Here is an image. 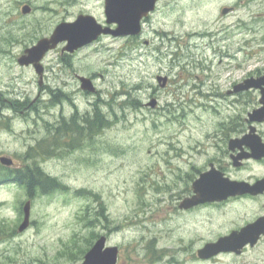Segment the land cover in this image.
Here are the masks:
<instances>
[{
	"label": "rangeland",
	"instance_id": "1",
	"mask_svg": "<svg viewBox=\"0 0 264 264\" xmlns=\"http://www.w3.org/2000/svg\"><path fill=\"white\" fill-rule=\"evenodd\" d=\"M24 6L30 14L22 15ZM225 7L233 8L226 17ZM85 14L104 24L103 1L0 0V157L15 168L36 164L67 188L29 198L18 185L0 186V264H82L102 235L117 247V264H264V240L239 256L196 255L252 220V203L177 209L208 163L226 161L212 136L248 111L231 104L226 88L264 73V0H158L139 37H102L70 56L61 53L64 44L49 52L39 87L34 70L17 59L58 24ZM157 76L168 77L166 88ZM78 77L91 79L96 92H83ZM57 91L65 97L55 103ZM95 110L108 123L92 139L74 134L71 148L24 161L48 146L51 126L82 123ZM230 176L264 177V162ZM28 200L31 224L18 233Z\"/></svg>",
	"mask_w": 264,
	"mask_h": 264
},
{
	"label": "water",
	"instance_id": "2",
	"mask_svg": "<svg viewBox=\"0 0 264 264\" xmlns=\"http://www.w3.org/2000/svg\"><path fill=\"white\" fill-rule=\"evenodd\" d=\"M104 14L106 24L117 25L112 30L109 27H102L90 15H79L74 22H62L55 27L48 38H42L35 45L27 48L23 55L17 60L21 67L31 66L39 77V86L43 85L44 68L41 64L45 55L55 50L59 44L66 43L62 53L73 54L75 51L92 44L101 35H111L112 37L137 36L141 32V20L146 18L150 12L155 9L156 0H104ZM31 12L29 6L21 9L22 15ZM228 10H223L226 14ZM81 89L88 92H94L92 82L86 78H79ZM157 82L161 88L167 83V78L158 77ZM264 76L257 79L246 80L243 84L235 87V92L247 91L250 88L261 89V107L249 114L251 122L261 123L264 121ZM151 108L156 106V101L149 103ZM254 131L251 129L250 134ZM244 136L242 139H234L229 142V149H242L243 146H249L253 154H239L234 158V166L239 167V161L247 158L260 160L264 158V144L256 136ZM0 163L5 167H12L13 162L10 158H0ZM193 195L184 199L180 204V209L188 210L195 206L206 203L222 202L230 197L243 196L245 194L257 195L264 191V179L256 182L253 186L247 182L231 181L225 178L222 173L216 171L212 165L210 170L200 174L192 184ZM24 219L18 228L21 233L29 227L30 202H26L23 207ZM264 235V218L259 219L254 224H249L240 231H234L230 235L219 238L215 243L206 244L197 252L199 259L208 260L221 253L241 254L242 249L250 244L254 246L260 236ZM105 237L93 245L84 257L82 264H116L118 249L116 247H105Z\"/></svg>",
	"mask_w": 264,
	"mask_h": 264
},
{
	"label": "flooded vegetation",
	"instance_id": "3",
	"mask_svg": "<svg viewBox=\"0 0 264 264\" xmlns=\"http://www.w3.org/2000/svg\"><path fill=\"white\" fill-rule=\"evenodd\" d=\"M231 11L233 8H230ZM230 14V13H229ZM229 14L223 15L224 17L228 16ZM264 73H256V74H249L246 75L243 79H240L238 82H234L231 84V86L227 87L225 90V94L227 97H230L231 104L235 105L236 103H241L245 106H247L248 111L245 113V117L242 118L241 122H235V119L232 120L230 123L227 125L222 124L221 127L218 128V132L212 136L213 141H218L216 144V148L220 151V153L226 158V161H223V165H220L219 160H213L212 162L208 163V166L204 168L203 172L206 171L210 165H213L216 171L222 173L224 177H227L229 179H232L230 176V171L231 169L233 171H241L242 169H245L247 164L250 162L253 163H263L264 158L261 160H256L252 157L246 159L243 161L242 167L237 169L234 167V157L238 154H244V155H252L253 151L249 146H243L242 149H234L231 151L229 149V141L231 139H237V138H242L243 136L247 135L249 132H251V129H254V131L250 134V136H256L264 142V134L262 132V127L264 126V121L261 123H252L247 117L249 114L258 108L261 107V89H256V88H251L246 92H239L235 93V87L237 84L241 83L247 78H259L260 76H263ZM262 90H264V86L262 87ZM14 104V103H13ZM87 116H90L87 114ZM87 116H84L81 120L82 122L87 118ZM72 120V118H71ZM207 168V169H206ZM264 177L261 178H256L253 181H246L250 185H253L255 182H257L260 179H263ZM235 180V179H232ZM248 201L249 203H252L257 210L256 215L253 217L252 220L248 221L246 225L252 224L256 222L259 218L264 217V192H262L259 195H245L243 197H236V198H229L227 201L221 202V203H212V204H207V205H200L193 207L189 210L183 211L179 209V203L177 205V209L180 213L182 214H193L202 211L203 209L211 206H222V205H227L232 201ZM180 202V201H179ZM264 240V235L260 237L258 240L257 244L255 246H247L243 252L246 250H252L255 249L261 242Z\"/></svg>",
	"mask_w": 264,
	"mask_h": 264
},
{
	"label": "trees",
	"instance_id": "4",
	"mask_svg": "<svg viewBox=\"0 0 264 264\" xmlns=\"http://www.w3.org/2000/svg\"><path fill=\"white\" fill-rule=\"evenodd\" d=\"M54 99L53 102L57 103L60 99H63L65 95L61 91L53 93ZM14 105L17 107H23L26 105V102L15 101ZM106 117L95 110L92 116H87V118L79 123L72 120L63 119L59 126H51L49 139L50 142L48 146H43L39 144L35 150L29 151L24 156V161H36L37 158L44 157H53L56 156L57 152H60L62 149L72 147L75 142L74 134L80 138H93V136L101 131L106 125ZM70 139V145H66L67 139ZM73 138V139H72ZM90 139V140H91ZM66 147H63V141ZM43 143V142H42ZM42 150V151H41ZM11 183L24 188L29 198H33L37 194L40 195H49L50 193L56 191H66L67 188L63 186L56 178H53L46 173H44L36 164L26 165L24 164L21 168H4L0 165V186ZM22 213V208H19ZM102 210V208H101ZM100 211V216H101Z\"/></svg>",
	"mask_w": 264,
	"mask_h": 264
},
{
	"label": "bare ground",
	"instance_id": "5",
	"mask_svg": "<svg viewBox=\"0 0 264 264\" xmlns=\"http://www.w3.org/2000/svg\"><path fill=\"white\" fill-rule=\"evenodd\" d=\"M210 33V32H208ZM204 34L203 31H199L198 33H196L195 35L191 34L190 32L187 33V38L188 39H197L199 38L200 36H202Z\"/></svg>",
	"mask_w": 264,
	"mask_h": 264
}]
</instances>
